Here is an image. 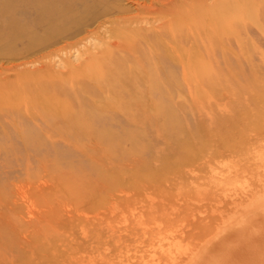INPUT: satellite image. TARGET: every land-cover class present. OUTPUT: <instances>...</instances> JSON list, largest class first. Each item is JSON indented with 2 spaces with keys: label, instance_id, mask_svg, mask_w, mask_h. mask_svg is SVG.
Returning a JSON list of instances; mask_svg holds the SVG:
<instances>
[{
  "label": "rangeland",
  "instance_id": "obj_1",
  "mask_svg": "<svg viewBox=\"0 0 264 264\" xmlns=\"http://www.w3.org/2000/svg\"><path fill=\"white\" fill-rule=\"evenodd\" d=\"M44 1L0 0L6 83L24 72L66 77L54 84L57 104L48 105L51 86L44 85L37 90L44 97L28 94L26 111L0 113V264H264V215L254 211L264 196V3L250 7H261L263 32L247 24L239 33L255 44L248 64L229 56L226 67L216 52L210 71L183 81L179 64L152 59L149 66L147 55L136 53L150 68L148 99L140 80L114 74L103 83L105 97L94 84L67 77L82 53L93 52L96 25L42 43L45 20L25 4ZM86 1L137 14L136 0ZM238 220L240 239L227 242L222 257L201 260Z\"/></svg>",
  "mask_w": 264,
  "mask_h": 264
},
{
  "label": "bare ground",
  "instance_id": "obj_2",
  "mask_svg": "<svg viewBox=\"0 0 264 264\" xmlns=\"http://www.w3.org/2000/svg\"><path fill=\"white\" fill-rule=\"evenodd\" d=\"M44 2L46 3H39L40 5L25 4L26 9L35 12L36 14L35 18L37 21L43 19L45 20L46 27L45 29L43 28L44 29L43 32H44V36L47 35L48 37L47 39L41 37L42 43L45 42L53 43L61 38L69 39L74 36H78L83 29L86 30V28H90L96 25L95 28L93 30L91 29L92 31L90 32V34L93 37H95L94 39L97 41V42L95 41L96 44L95 47L93 48V52L87 54L82 53V55H80L81 58L79 60L80 61L79 65L77 66L76 64V67L69 68L66 76L67 77L71 76L72 78H80L89 83L94 84L96 86V89H98L102 95H104V89L107 92L106 90L107 88L103 89V87H106L103 83L107 82L111 78H114L115 77L114 74H115L117 79L119 78L121 79L122 77H124L126 79H133L135 83L139 82V80L142 81L145 90L147 89V93H146L147 98L148 99L151 98L154 87L152 85V80L149 74L150 68L149 69L147 68L148 71L146 70L144 62L138 56L135 55L136 53L141 52V54L143 55L146 54L147 57L145 59L147 60V64L149 66L151 63L150 60L152 59L156 61V63H164L167 60L173 63H177L181 67L183 81H187V79L190 78L195 82H197L199 69L203 71L204 70L210 71L212 63L214 62L216 64L217 62L215 59L216 52L220 54V56L222 57V63L226 67L231 66V61L228 59L229 56H232L234 58L238 56L244 57L243 59L245 63L248 64L249 63L248 61H250V59H248L247 56L248 51L249 49L255 50L256 48L254 42H252L250 38L247 37V35L246 37L247 39L250 40V41L248 40L249 42L248 41L246 42L244 39H240V34H241L240 31L247 33L248 32L246 30L247 24H250L252 26H255L259 32H263V27L261 23L263 12L261 11V7H259L260 9L253 11H251L250 7H252V3H264V0H136V3H134L136 5L134 10L137 11L136 12L137 14L130 16L125 15V13L130 12V9L120 8L119 5L110 8V7H106L104 5L105 3H87L86 0H45ZM210 3L213 4L211 5ZM221 3H230V4L226 5ZM238 9H241L242 11ZM113 14H116L117 16H115L114 18L107 19L108 16ZM10 27L14 28L13 25H10ZM98 31H101L102 33L100 35H97ZM184 43L188 44L187 48H185L186 45L184 47H181L182 44L184 45ZM233 43L236 47V51H234L235 48L233 49ZM14 44L15 43L11 44L10 46L14 47L13 46ZM1 50L2 49H0V51ZM60 52L61 51H59V53ZM115 52L119 54L118 56L119 59L114 56V54H116ZM0 63L3 62L0 61ZM126 63L127 64L130 63V64L126 67L123 66V64ZM115 65L116 67L118 65L122 67L118 66L120 69L115 70L114 68ZM15 66L17 67V63ZM5 67L7 66L5 65L4 68ZM8 69L11 70V68ZM26 74L24 72V73H19L17 75H13L12 77L15 78L16 81L14 80L15 83L11 82L10 84L6 83L7 82L6 80L10 77L0 74V81L1 80L3 81V83L0 84L1 114L10 115L15 113L19 115L20 113H22V111H26L27 97L32 93V90L34 89L36 90V93L34 92V95H36L35 97L37 96L44 97L43 90L37 91L42 89L44 85L51 86V90L49 92L47 91L46 92L47 96H45V98L49 103L48 105L52 106L57 104L56 95L54 93L55 92L54 84L55 82H59V81L61 82L62 80H65L66 79L65 76H61L60 74L62 78H58V80L57 79L53 80L52 77L49 79L48 78L38 79L34 77L29 78L28 76H26ZM128 82L129 85H131L130 80ZM132 85L129 86V88L135 87ZM89 97L90 96L88 97L86 96V98ZM111 100L114 101L113 98ZM144 101L146 100H142V102ZM161 101L162 99L160 100V102ZM66 104L67 103H65V105ZM108 104L110 105V103ZM111 108L113 109V107ZM26 131L27 130H25V132ZM121 139L123 138L121 137ZM120 144H123V142L122 143L120 142ZM255 202L256 201H254V203ZM257 202L258 203L255 204L256 207L254 208V211L257 214L255 217L257 216L260 217L264 215V196L261 198L260 201ZM248 212L250 211L248 210ZM249 215L251 214L249 213ZM249 215L247 216L248 218ZM260 219L262 218L260 217ZM239 222H241V220H238V222L234 221V223L232 222L231 224L233 226L231 227L230 224V226L226 228L230 230L228 232L226 231V234L224 235L223 234L217 235L218 233L215 234L217 236L210 241L212 243L215 240H218L217 241L218 243L214 244L213 246L210 244L211 247L214 248L213 249L214 254L208 253L206 255V253H204L201 255V260L203 259L206 260L207 257L210 258L213 255H214L213 257L215 256L222 257L225 246H228L227 242L233 240H239L241 234L244 232V230L241 231L243 228L240 230L239 227L241 226L240 224L243 221L241 223ZM207 249L206 252H209ZM233 253L235 252L233 251Z\"/></svg>",
  "mask_w": 264,
  "mask_h": 264
}]
</instances>
